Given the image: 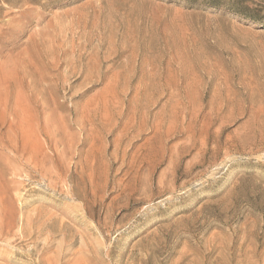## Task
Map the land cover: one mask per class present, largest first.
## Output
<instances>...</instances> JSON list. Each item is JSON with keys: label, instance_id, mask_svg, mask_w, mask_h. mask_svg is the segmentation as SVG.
Listing matches in <instances>:
<instances>
[{"label": "rangeland", "instance_id": "rangeland-1", "mask_svg": "<svg viewBox=\"0 0 264 264\" xmlns=\"http://www.w3.org/2000/svg\"><path fill=\"white\" fill-rule=\"evenodd\" d=\"M0 264H264V0H0Z\"/></svg>", "mask_w": 264, "mask_h": 264}, {"label": "bare ground", "instance_id": "bare-ground-1", "mask_svg": "<svg viewBox=\"0 0 264 264\" xmlns=\"http://www.w3.org/2000/svg\"><path fill=\"white\" fill-rule=\"evenodd\" d=\"M40 227V226H39Z\"/></svg>", "mask_w": 264, "mask_h": 264}]
</instances>
